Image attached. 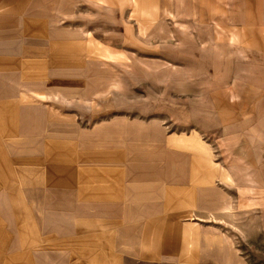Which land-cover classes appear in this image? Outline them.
I'll return each mask as SVG.
<instances>
[{"label": "rangeland", "instance_id": "374dc122", "mask_svg": "<svg viewBox=\"0 0 264 264\" xmlns=\"http://www.w3.org/2000/svg\"><path fill=\"white\" fill-rule=\"evenodd\" d=\"M228 259L264 264V0H0V264Z\"/></svg>", "mask_w": 264, "mask_h": 264}, {"label": "crops", "instance_id": "0c3cea01", "mask_svg": "<svg viewBox=\"0 0 264 264\" xmlns=\"http://www.w3.org/2000/svg\"><path fill=\"white\" fill-rule=\"evenodd\" d=\"M176 13V17H180V18H176V20H178V21H181V19L183 18V13L182 12H180V11H177V12H175ZM112 55V54H111ZM181 140V139H180ZM227 179L229 180V181H232V178H231V176L229 175V174H227ZM247 180V182H248V185H250V186H252V185H255L254 183H255V180L253 179V177L250 175V173H248V178L246 179ZM216 230V229H215ZM217 231V230H216ZM216 236V235H215ZM219 240L221 241V242H223V243H225V247H229V249H232V248H234L233 247V245H232V242L230 243L229 241H226L225 239H224V237H219ZM227 264H232V262H231V260H229L228 259V261H227Z\"/></svg>", "mask_w": 264, "mask_h": 264}]
</instances>
